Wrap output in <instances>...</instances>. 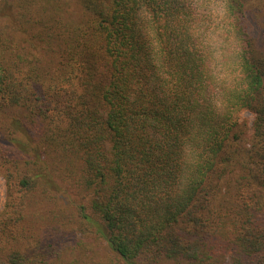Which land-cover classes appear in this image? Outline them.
I'll return each instance as SVG.
<instances>
[{"label": "trees", "instance_id": "16d2710c", "mask_svg": "<svg viewBox=\"0 0 264 264\" xmlns=\"http://www.w3.org/2000/svg\"><path fill=\"white\" fill-rule=\"evenodd\" d=\"M210 1L0 0V264H264V11Z\"/></svg>", "mask_w": 264, "mask_h": 264}, {"label": "rangeland", "instance_id": "374dc122", "mask_svg": "<svg viewBox=\"0 0 264 264\" xmlns=\"http://www.w3.org/2000/svg\"><path fill=\"white\" fill-rule=\"evenodd\" d=\"M251 3H255V2H259L260 6L262 8V11H264V0H250ZM215 10L219 9V1L217 0H211L210 1ZM74 16V14H72ZM220 74L222 73V71L219 72ZM216 74V73H215ZM240 118H243L244 120L247 121L248 125H250L251 119H252V115L247 112H241L240 114ZM6 196V187H5V182L3 177L0 175V209L2 208V205L4 203V199ZM76 200H78L77 202H81V201H85L83 196H79V195H75ZM73 212H75V207L72 208ZM38 226H36V228H34L32 230V232H36L37 235H41L43 233V230ZM86 233H88L86 231ZM81 240L83 241L82 243V250L79 251L82 259L84 260V258L86 259V264H115L116 263V259L113 258L112 255H109L108 252L106 251L104 245L105 243L103 241L98 240L97 238L93 237L92 235H83L82 237L80 236ZM69 243H67L68 245ZM49 251H44V253L46 252H50ZM58 251V247L52 249L53 254L55 252ZM53 257V256H51ZM229 260H226L225 264H228Z\"/></svg>", "mask_w": 264, "mask_h": 264}]
</instances>
